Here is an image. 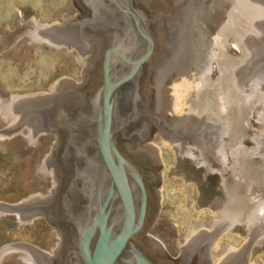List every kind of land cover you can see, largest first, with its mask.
I'll return each mask as SVG.
<instances>
[{
    "label": "water",
    "instance_id": "water-1",
    "mask_svg": "<svg viewBox=\"0 0 264 264\" xmlns=\"http://www.w3.org/2000/svg\"><path fill=\"white\" fill-rule=\"evenodd\" d=\"M71 1L81 16L51 26L31 17L30 30L14 40L77 52L81 81L69 76L47 92L9 95L4 107L0 98L7 121L0 140L24 129L29 146L39 134L57 137L38 170L49 177V198L0 201V216L15 214L17 223L61 218L69 254L62 256V235L52 224L60 241L54 252L5 245L0 264L5 251L26 264H160L162 252L169 258L157 236H149L163 183L160 169L158 192L149 184L148 167L153 160L159 165L150 137L159 134L180 146L177 157L208 169L202 180L217 174L225 197L205 201L204 219L181 243L176 261L191 264L201 238L229 227L226 221L248 231L245 243L264 230V0ZM191 80L194 99L176 115L167 83ZM70 100L80 103L76 112L67 107ZM62 177L68 183L58 190ZM210 208L214 218H207ZM257 243L264 248L260 240L252 246ZM239 248L229 247L218 264H236ZM206 257L212 264L213 246Z\"/></svg>",
    "mask_w": 264,
    "mask_h": 264
},
{
    "label": "rangeland",
    "instance_id": "rangeland-1",
    "mask_svg": "<svg viewBox=\"0 0 264 264\" xmlns=\"http://www.w3.org/2000/svg\"><path fill=\"white\" fill-rule=\"evenodd\" d=\"M81 16L71 0H0V98L2 107L9 104V95L49 91L51 84L71 76L73 83L81 81L77 52H66V46L32 44L28 38L14 40L30 30L33 24L51 26V21ZM194 80L167 83L174 106L181 105L176 115L185 111L188 100L194 99ZM7 124L0 115V127ZM56 135L39 134L37 145L29 146L26 129L11 139L0 140V201L43 194L49 198V177H40L42 157ZM150 147L158 149L163 178L159 213L149 236H157L170 259H174L181 243L204 219L205 201H225L217 174L208 169H194L188 157H177L179 145L160 140V134L150 137ZM217 210V203H213ZM207 218H214L211 208ZM228 232V233H227ZM242 226L226 231L225 246L243 247ZM28 243L54 252L60 244L51 222L43 216L33 223H17L15 214L0 216V249L5 245ZM214 249V246H213ZM214 253V251H213ZM6 264H26L18 254L5 251ZM223 259V258H222ZM214 254L212 264L220 262ZM250 264H264V248L257 243L252 248Z\"/></svg>",
    "mask_w": 264,
    "mask_h": 264
},
{
    "label": "flooded vegetation",
    "instance_id": "flooded-vegetation-1",
    "mask_svg": "<svg viewBox=\"0 0 264 264\" xmlns=\"http://www.w3.org/2000/svg\"><path fill=\"white\" fill-rule=\"evenodd\" d=\"M17 103H18L19 109L21 110L22 109L21 105L23 106L22 100L20 99ZM66 105L71 112H76L77 107L80 106V103L78 101L70 100ZM23 109H24V107H23ZM149 134H150V131H149ZM149 134H148V136H149ZM131 148L133 150L135 148V146H132ZM148 170L150 171L149 184H151L152 187L155 188V191L158 192L159 186H160V179H159L160 167H159L158 163L155 160H153L152 165H150L148 167ZM61 180L62 181L60 182V184L57 188L58 190H60V188L64 187L68 183V177L67 178L62 177ZM55 201H56V197H55ZM158 213H159V208H158L156 218L154 219L151 228L154 226V224L158 218ZM50 222L52 224H54L59 229V231L61 232L63 245H62L60 250H61L62 256L66 257L69 254V247H70V245H69V243H70L69 231L66 227V224H65L64 220H62L61 218H54V220L52 218V219H50ZM224 225H228L229 227L223 226V227L215 228V230H213L211 234H207L205 237L203 236L201 238V241H200L201 246L199 249H197L198 252L195 253L196 254L195 256H197L196 260L194 259V261L191 262V264H208V257H206L207 251L212 246H214V249H213L214 254L218 255L220 260H222V258H224V256H226L227 254H229V247L224 246V244L221 243L220 241H224V236L226 235V231L232 230L233 228H235V225L233 224L232 220L226 221V224H224ZM257 240L264 241V230L257 231V234H255L253 237H248V241L243 245V247L238 249V251L236 252V257L233 258V259H235L234 262L236 264H248V260H250L251 256H252V248H253L252 245ZM142 241H144V239H142ZM203 243L206 244V246L202 249ZM248 243H251V244H250L248 250H246ZM156 255L159 256L160 261H157V259L155 257H154V260L159 262L160 264L161 263L162 264H184V262H182L181 260L176 261L175 259L168 258L165 254H163V252L157 253ZM227 258H229V255ZM185 264H187V263H185ZM189 264H190V262H189ZM232 264H234V263H232Z\"/></svg>",
    "mask_w": 264,
    "mask_h": 264
},
{
    "label": "bare ground",
    "instance_id": "bare-ground-1",
    "mask_svg": "<svg viewBox=\"0 0 264 264\" xmlns=\"http://www.w3.org/2000/svg\"><path fill=\"white\" fill-rule=\"evenodd\" d=\"M172 103H173V107H174V110H175V111L178 110L179 107H181V105L174 106V105H175V102H172Z\"/></svg>",
    "mask_w": 264,
    "mask_h": 264
}]
</instances>
